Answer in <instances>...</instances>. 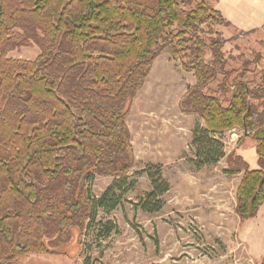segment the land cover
<instances>
[{
  "label": "trees",
  "instance_id": "16d2710c",
  "mask_svg": "<svg viewBox=\"0 0 264 264\" xmlns=\"http://www.w3.org/2000/svg\"><path fill=\"white\" fill-rule=\"evenodd\" d=\"M216 25L229 21L209 0H0V264L67 244L97 208L118 204L135 163L126 117L161 54L194 77L178 102L202 121L191 162L199 169L225 156L226 172L242 171L236 214L255 215L264 201V80L250 86L247 67H226ZM31 44L33 60L7 55ZM236 127L239 141L255 142L258 167L225 155L214 137ZM143 171L151 190L137 193L139 204L155 212L170 185L158 165ZM96 175L114 181L92 197Z\"/></svg>",
  "mask_w": 264,
  "mask_h": 264
},
{
  "label": "rangeland",
  "instance_id": "374dc122",
  "mask_svg": "<svg viewBox=\"0 0 264 264\" xmlns=\"http://www.w3.org/2000/svg\"><path fill=\"white\" fill-rule=\"evenodd\" d=\"M209 1L229 21L228 26H213L227 40L222 48L228 57L226 67H247L249 85L262 83L261 0ZM38 54L35 44L7 53L26 60ZM166 58L176 72L169 67L154 71L149 95L152 100L145 105L158 109L160 103L153 99L169 98L170 114L163 122L170 125L167 131L171 135L163 144L171 155L154 161L136 159L116 190L120 200L113 209L97 208L82 231L72 228L67 244L50 252L30 254L18 264H264V201L254 216L240 220L235 204L242 171L226 172L225 156L215 164L195 168L191 162V132L202 121L196 114L176 110L177 100L193 85L194 77L181 69L178 58ZM245 61L254 63L247 65ZM241 133L236 127L214 137L222 143L225 155L233 152L249 168H256L255 142L249 137L239 141ZM147 164L158 165L162 178L170 185L160 196L162 207L155 212L143 210L137 195L151 190L143 171ZM113 181V177L96 175L87 188L92 197H98ZM131 181L134 186L128 188Z\"/></svg>",
  "mask_w": 264,
  "mask_h": 264
},
{
  "label": "crops",
  "instance_id": "0c3cea01",
  "mask_svg": "<svg viewBox=\"0 0 264 264\" xmlns=\"http://www.w3.org/2000/svg\"><path fill=\"white\" fill-rule=\"evenodd\" d=\"M261 30H264V0H261ZM166 57L167 55L161 54L153 61L147 78L145 79L142 88L133 98L130 111L126 117V124L130 132V141L135 161L140 158L144 161H154L159 159V157L161 158L166 155H171V153L168 152L169 148L165 149L163 144V141L167 139L170 140V137L168 138V136L171 135L167 131L168 126L170 125L163 122V120H165L170 114L169 98L166 96L165 99L163 98L162 100L155 97L153 100H158L160 103L158 109L149 108L145 105V102L152 100L149 98V95L152 91L151 83L154 71L169 67L176 72L173 66L168 64ZM181 96L176 102V110L181 114H185L182 113L178 107V102ZM161 149H164L165 151Z\"/></svg>",
  "mask_w": 264,
  "mask_h": 264
}]
</instances>
